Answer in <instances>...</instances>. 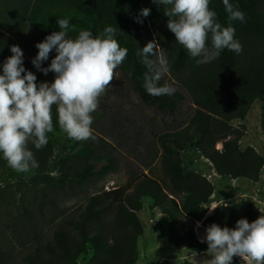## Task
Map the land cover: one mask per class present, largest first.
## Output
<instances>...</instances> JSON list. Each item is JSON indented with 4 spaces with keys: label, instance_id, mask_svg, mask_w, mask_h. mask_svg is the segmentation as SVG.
Instances as JSON below:
<instances>
[{
    "label": "trees",
    "instance_id": "obj_1",
    "mask_svg": "<svg viewBox=\"0 0 264 264\" xmlns=\"http://www.w3.org/2000/svg\"><path fill=\"white\" fill-rule=\"evenodd\" d=\"M230 3L244 12V22L233 21L229 25L222 0H209V9L216 13V22L222 27L235 28L234 39L242 45V52L237 54L224 49L210 63L198 64L167 28L169 18L164 15V6L152 1L143 4L142 0H0V27L6 32H0V74L3 63L13 55L11 47L18 46L23 49L26 71L37 77L38 85L49 83L26 53L35 58L36 45L53 32L61 31L58 19L69 20V27L62 31L71 40L85 30L96 37L111 26L116 30L114 39L128 50L125 60L116 69L129 79L140 102L177 122L186 107L193 111L179 127L152 133L163 151L161 163L169 181L168 190L159 180L143 173L125 186L88 196L82 205L55 220L51 236L37 234L28 245L22 246L21 264H79V259L91 250L93 255L88 264H138L139 239L144 235L139 213L144 209L145 200H150L168 218V243L181 252L207 254V243H201L194 229L187 227L188 223L202 222L204 228L213 223L221 228H235L240 219L251 223L260 217L256 206L250 202L222 206L208 217L215 187L203 175L186 173L181 156L188 149L197 150L224 179L258 184L264 171V155L254 147L245 150L241 147L247 129L232 125L245 120L253 104L260 102L264 134V0H230ZM145 8L151 10L146 18L140 15ZM152 41L168 56L171 73L185 94L173 91L170 96L157 97L146 92L144 82L149 69L139 53ZM206 46L211 47L210 35ZM55 55V51L50 53L49 64ZM158 85L164 86V81L160 79ZM52 119L60 129L56 105L52 106ZM102 119L112 127L110 135L121 133L113 128L118 124L127 135L119 117L105 115ZM73 141L80 149L72 155L70 163L60 169L62 179L59 181L49 177L53 145L48 142L41 150L31 143L27 145L38 163V167L29 171L40 177L36 182L44 187L45 199L49 193L67 195L80 190L96 176L98 163L113 162L101 175L116 168L113 155L97 154L93 137ZM220 144L222 149L217 148ZM157 158L156 154H151L152 163ZM4 161L0 154V164ZM31 216V213L25 215L32 223ZM13 259L0 247V263ZM183 264L193 263L185 261ZM233 264L246 263L234 257Z\"/></svg>",
    "mask_w": 264,
    "mask_h": 264
},
{
    "label": "clouds",
    "instance_id": "obj_2",
    "mask_svg": "<svg viewBox=\"0 0 264 264\" xmlns=\"http://www.w3.org/2000/svg\"><path fill=\"white\" fill-rule=\"evenodd\" d=\"M164 6L167 28L176 42L183 46L198 64H206L218 58L228 49L237 54L242 45L234 39L235 28L216 22V13L209 9V0H152ZM229 25L233 21H245V14L230 0H222ZM150 9H142L140 15L148 17ZM143 23L142 20H137ZM61 31L53 32L36 45L38 55L33 65L45 76L54 73L52 83L37 84V77L23 67V51L12 46L13 53L2 65L0 74V154L9 167L18 173H26L38 167L31 143L41 150L48 143L47 134L53 131L52 106H57L60 129L72 140L86 141L92 138V113L99 106V98L113 80L115 69L125 60L128 50L121 48L115 28L108 26L96 37L89 31H81L75 40L67 39L69 20L58 19ZM211 39V47L206 46ZM55 58L48 67L50 53ZM148 67L144 88L149 95H172L168 86H159L163 73L168 71V61L158 43L149 42L139 53ZM154 56V59H150ZM213 206L209 210H215ZM199 223L197 227H199ZM201 243H207L205 264H233L239 257L246 264H264V215L253 222L237 221L235 228L213 223L206 229Z\"/></svg>",
    "mask_w": 264,
    "mask_h": 264
},
{
    "label": "rangeland",
    "instance_id": "obj_3",
    "mask_svg": "<svg viewBox=\"0 0 264 264\" xmlns=\"http://www.w3.org/2000/svg\"><path fill=\"white\" fill-rule=\"evenodd\" d=\"M151 1L142 0V3L149 4ZM0 32L6 33L1 30V27ZM1 38L0 33V41ZM19 48L23 51L21 47ZM26 55L32 60L34 59L33 56L30 57L27 53ZM164 56L168 61V71L162 74L161 80L173 91L185 94L178 86V79L171 73V62L168 56ZM49 65V62L46 61L42 67L46 68ZM46 77L49 83H52L55 74L50 72ZM262 109V103L255 102L246 119L233 122L232 125L236 128L245 127L247 129L241 144L243 150L254 147L264 155V134L261 127ZM192 113L193 111L186 107L178 122L163 117L157 111L143 105L134 92L129 79L122 71L115 69L113 80L99 98L97 110L91 114L93 117L91 129L92 137L96 141L95 150L97 154L101 156L113 155L116 168L113 171L110 170L109 174L101 175L108 167H111L110 163L113 162L98 163L96 176L90 179L88 184L80 190L67 195L65 193H49V197L45 199L42 194L44 187L37 184L36 181L40 177L36 173L31 171L18 173L9 167L6 161L1 162L0 247L14 259L0 264H21L19 253L23 251L22 246L28 245L37 234L45 233L47 236H51L55 220L62 214L82 205L90 195L102 190L110 191L125 186L143 173L159 180L168 190L169 181L161 163L163 151L152 133L173 130V128L179 127L185 118H188ZM105 115L119 117L127 135L125 136L120 128L121 124L113 128L121 130L120 132L124 135L121 133L110 135L112 127L108 121L102 119ZM52 123L53 131L47 134L48 142L54 148V158L50 166L49 177L59 181L62 179L60 169L65 166V163H70L72 155L78 152L80 148L76 142L57 127L53 119ZM217 148L222 149V145H218ZM151 154L158 156L153 163L151 162ZM181 156L186 173L203 175L215 187L213 201L216 203L208 206V217L215 213V210L210 211L209 207L231 205L249 200L255 203L257 210L259 209V216L264 215V207L258 202L259 199L254 193V190L260 191L257 194L263 199L264 171L258 184L224 179L214 172V168L197 150L188 149L182 152ZM242 192H246L247 196L241 195ZM52 202L54 205L51 204ZM27 213L32 214V223L25 217ZM139 217L144 227V235L139 239L140 260L138 264H183L185 261H190L193 264H205L206 260L211 258L207 254L181 252L171 247L168 243L170 221L154 207L150 200L144 201V209L139 213ZM197 224L188 223L187 227L193 228L201 241L206 236L207 228L203 227L202 222L199 223V227ZM92 255L93 251L91 250L87 256L79 259V264H88Z\"/></svg>",
    "mask_w": 264,
    "mask_h": 264
},
{
    "label": "crops",
    "instance_id": "obj_4",
    "mask_svg": "<svg viewBox=\"0 0 264 264\" xmlns=\"http://www.w3.org/2000/svg\"><path fill=\"white\" fill-rule=\"evenodd\" d=\"M214 172H215V169H214ZM216 173V172H215ZM258 192H260V191H258ZM257 190H254V193L256 194V196L258 197V202H260V204H261V206L262 207H264L263 206V204H264V197H263V199H261V196H259L257 193ZM246 193V192H245ZM244 192H242L241 193V195H243V196H247L246 194H245ZM253 197V196H252ZM243 202H250V203H252V204H254L255 205V203L253 202V201H251V200H249V201H241V202H237L236 204H238V203H243ZM212 203H216L215 201H213ZM231 205H233V204H231ZM222 206H224V205H219V206H217L218 208H220V207H222ZM225 206H228V205H225ZM217 208V209H218ZM257 208V207H256ZM259 208V207H258ZM209 209H210V207H209ZM217 209H215V211L217 210ZM259 210V209H258ZM212 215V214H211ZM210 215V216H211Z\"/></svg>",
    "mask_w": 264,
    "mask_h": 264
},
{
    "label": "bare ground",
    "instance_id": "obj_5",
    "mask_svg": "<svg viewBox=\"0 0 264 264\" xmlns=\"http://www.w3.org/2000/svg\"><path fill=\"white\" fill-rule=\"evenodd\" d=\"M200 225V224H199Z\"/></svg>",
    "mask_w": 264,
    "mask_h": 264
}]
</instances>
